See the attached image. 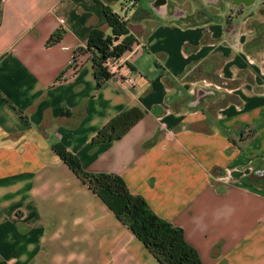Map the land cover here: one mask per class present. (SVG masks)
<instances>
[{
    "label": "crops",
    "instance_id": "obj_1",
    "mask_svg": "<svg viewBox=\"0 0 264 264\" xmlns=\"http://www.w3.org/2000/svg\"><path fill=\"white\" fill-rule=\"evenodd\" d=\"M104 5L136 38L123 55L135 85L111 78L98 88L89 54L72 72L92 31L111 33ZM262 8L264 0H0V264H161L58 143L87 171L122 176L184 230L202 264H264V98L199 87L205 77L236 87L239 73L253 72L241 59L252 51L238 45L260 31L248 25L264 24ZM57 29L62 39L48 46ZM131 107L144 118L121 139L93 143Z\"/></svg>",
    "mask_w": 264,
    "mask_h": 264
},
{
    "label": "trees",
    "instance_id": "obj_2",
    "mask_svg": "<svg viewBox=\"0 0 264 264\" xmlns=\"http://www.w3.org/2000/svg\"><path fill=\"white\" fill-rule=\"evenodd\" d=\"M131 1L135 3L138 0H126V3ZM104 13L111 33L94 29L87 46L79 47L74 54V62L86 54L92 57L98 88L111 79L104 67L105 60L110 56L122 57L136 42L124 16L109 5H104ZM63 34L64 29H57L48 39L47 45L58 43ZM144 116V111L139 107H131L118 113L99 129L93 137V143L123 138ZM54 149L161 264H202L197 250L186 241L184 230L155 213L142 195L132 193L122 176L116 173L87 171L78 156L62 143L54 145Z\"/></svg>",
    "mask_w": 264,
    "mask_h": 264
},
{
    "label": "rangeland",
    "instance_id": "obj_3",
    "mask_svg": "<svg viewBox=\"0 0 264 264\" xmlns=\"http://www.w3.org/2000/svg\"><path fill=\"white\" fill-rule=\"evenodd\" d=\"M264 14V8L260 10L259 16ZM252 28L260 29L258 32H251L252 35L247 40L239 41V49L246 48L252 51V54H246L242 51L241 59L246 64L253 66V72H248V74L241 72L239 73V80L236 87H233V84L230 82L205 77L203 82L199 80V87L203 89L206 95L214 96L216 94H226L230 92H238V95L241 96L243 93L249 94L253 93V98L257 99L259 97L264 98V24L255 21L254 24L248 25ZM244 27V26H243ZM240 28V26H239ZM241 39V38H240ZM241 62V61H240ZM251 79L252 82H251ZM249 96V95H248ZM249 99V98H248ZM239 107L241 104L239 103Z\"/></svg>",
    "mask_w": 264,
    "mask_h": 264
},
{
    "label": "built area",
    "instance_id": "obj_4",
    "mask_svg": "<svg viewBox=\"0 0 264 264\" xmlns=\"http://www.w3.org/2000/svg\"><path fill=\"white\" fill-rule=\"evenodd\" d=\"M131 4L134 1L130 2ZM83 65V60L78 59L71 64L72 72L76 73ZM104 67L110 74L111 78L121 79L129 85H135L137 83L136 75L131 71L128 60L122 57H108L104 62Z\"/></svg>",
    "mask_w": 264,
    "mask_h": 264
}]
</instances>
